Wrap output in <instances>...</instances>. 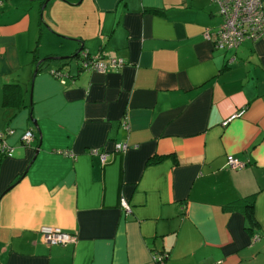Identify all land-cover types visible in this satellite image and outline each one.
<instances>
[{"label":"crops","instance_id":"crops-1","mask_svg":"<svg viewBox=\"0 0 264 264\" xmlns=\"http://www.w3.org/2000/svg\"><path fill=\"white\" fill-rule=\"evenodd\" d=\"M221 25L214 0H0V264H264V39L219 50ZM83 50L125 66L45 61Z\"/></svg>","mask_w":264,"mask_h":264},{"label":"built area","instance_id":"built-area-1","mask_svg":"<svg viewBox=\"0 0 264 264\" xmlns=\"http://www.w3.org/2000/svg\"><path fill=\"white\" fill-rule=\"evenodd\" d=\"M222 19V25L215 31L206 30L204 37L212 41L215 48L219 50H236L244 44L245 41L258 42L264 39V0H214ZM125 66L123 59L104 58L101 55L90 56L83 51L80 59V67L83 71L105 73L109 70H119ZM52 76L63 79L68 77L61 71H52ZM245 110L233 115L224 122L227 125L232 120L242 117ZM14 130L6 133L0 132V153L10 156L13 153L12 147L6 142L7 135H13ZM35 139L32 131H27L22 140L26 145H30ZM130 148L129 144L121 143L117 145V152H126ZM90 154L98 156L102 164H105L109 155L101 152L99 149H91ZM227 167L229 169H242L245 163L234 157H228ZM122 208L126 214L131 213V207L128 202L122 200ZM48 245H67L73 243L75 237L65 233L63 230L54 227H43L40 230ZM260 240L259 236H255L253 241ZM163 255H154L155 262L164 260ZM164 264V263H163Z\"/></svg>","mask_w":264,"mask_h":264},{"label":"trees","instance_id":"trees-1","mask_svg":"<svg viewBox=\"0 0 264 264\" xmlns=\"http://www.w3.org/2000/svg\"><path fill=\"white\" fill-rule=\"evenodd\" d=\"M81 54H82V51L76 53V55L73 58H71V59H77L79 57V60H80L81 59ZM45 61L48 62V61H50V59L48 58ZM43 63L44 62H41L39 64V67ZM24 93H25V91L23 90V87L21 85H19V84H15V85H9L8 84V85H6L5 88H4V104H5V106H7L9 108H12L15 111L22 110V109L26 108L27 106L23 104V102H24V100H23L24 99ZM13 154H14V149H13V153L10 156H6V155L0 153V164H1V162H2L3 159H5L7 157H11ZM247 207L249 208L248 212L249 213L252 212L253 205L250 204ZM234 209H235V206H233V205L228 206L226 208V210H228V211L229 210H234ZM67 245H65V246H67ZM49 246L52 247L51 245H49ZM56 246H63V245H56ZM157 255H163V256H165L164 260H162L160 262L159 261L157 262L158 264H163L168 259V257H169L168 256V253L157 254Z\"/></svg>","mask_w":264,"mask_h":264},{"label":"water","instance_id":"water-1","mask_svg":"<svg viewBox=\"0 0 264 264\" xmlns=\"http://www.w3.org/2000/svg\"><path fill=\"white\" fill-rule=\"evenodd\" d=\"M74 56H70V57H53V58H50V60H69V59L73 58Z\"/></svg>","mask_w":264,"mask_h":264}]
</instances>
